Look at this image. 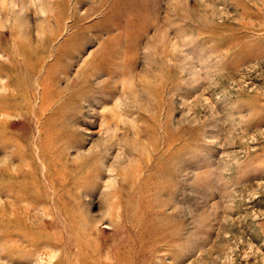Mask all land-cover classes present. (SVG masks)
<instances>
[{"label":"rangeland","instance_id":"obj_1","mask_svg":"<svg viewBox=\"0 0 264 264\" xmlns=\"http://www.w3.org/2000/svg\"><path fill=\"white\" fill-rule=\"evenodd\" d=\"M0 264H264V0H0Z\"/></svg>","mask_w":264,"mask_h":264}]
</instances>
